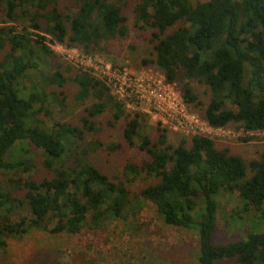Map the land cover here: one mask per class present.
<instances>
[{
	"label": "trees",
	"instance_id": "obj_1",
	"mask_svg": "<svg viewBox=\"0 0 264 264\" xmlns=\"http://www.w3.org/2000/svg\"><path fill=\"white\" fill-rule=\"evenodd\" d=\"M62 1L0 0V172L11 175L0 186V252L8 239L31 230L73 235L149 202L163 224L196 233L197 264H264V147L258 159L246 162L203 134L176 144L164 128H157L155 140L140 134L146 115L128 114L88 70L79 67L68 77V68L50 64L49 44L89 56L125 37L123 3L69 0L75 7L61 10ZM133 15L140 28L152 29L151 50L140 65L161 73L190 111L213 129L264 132V0H136ZM27 77L29 87L23 84ZM68 81L78 87L76 102L91 101L80 125L49 119L47 108L62 106ZM106 111L111 126L125 119L123 139H138L147 155L123 168L125 178L152 179L136 193L127 179L109 178L86 157L102 147L85 135L96 133L94 119ZM20 143L41 151L50 177L35 181L31 160L7 159ZM233 193L241 204L238 218L254 211L262 230L213 243L220 198Z\"/></svg>",
	"mask_w": 264,
	"mask_h": 264
},
{
	"label": "rangeland",
	"instance_id": "obj_2",
	"mask_svg": "<svg viewBox=\"0 0 264 264\" xmlns=\"http://www.w3.org/2000/svg\"><path fill=\"white\" fill-rule=\"evenodd\" d=\"M120 1L123 3L127 18L126 36L110 40L105 46L103 45L99 53L89 56L92 60H101L135 74L146 71V73L162 75L158 71L145 69L140 65L151 50L149 39L152 29L149 27L142 29L135 23L133 8L136 0ZM75 4L76 2L64 0L60 3V9L75 7ZM41 23L43 24L42 20ZM49 46L54 52L50 64L55 68L62 67L63 71L68 68L70 70L66 71L68 77L73 75L75 69L81 67L80 64H86L80 56L87 55H82L78 50L69 49L67 53L62 46L56 44ZM2 55L3 51H0V59ZM41 72L43 75L46 74V68L42 67ZM35 77L40 78L41 75L36 74ZM23 84L29 87L31 78H25ZM171 87L176 91L172 85ZM195 88L199 94L204 90L200 86ZM77 90L78 87L74 82L66 83L63 88L62 106L51 104L47 108L50 112L49 119L80 125L79 119L84 115L83 110L91 101L76 102ZM125 109L128 114H132L131 109ZM186 109L198 116L187 106ZM146 117L147 122L141 125L140 134L147 135L151 140L156 139L157 128L169 131L166 134L172 144H176L182 137L188 138L182 131H174L161 124L156 117ZM94 121L96 133L85 136L95 138L102 143V147L88 150L86 155L88 160L109 178L114 177L123 181L127 179L126 184L131 192L136 193L151 183L152 179L142 174L130 175L127 178L122 174L127 164L139 165L147 159V155L138 148L140 143L138 139H134L132 144L123 139L125 119H120L111 126L109 125L111 113L106 111ZM199 128L200 133L208 135L218 147L226 148L231 154L238 155L246 162L258 159L264 147L262 132L246 134L234 128L211 129L204 122ZM244 139L247 140L243 141ZM82 148H86V145H82ZM7 159L31 160L34 165L32 174L35 181L51 176L43 166L41 151L29 144H17L13 152L8 154ZM10 178V174L5 175L0 172V186H6ZM219 205L212 235L213 243L242 240L248 233L262 230V224L258 223L260 222L258 214L254 211L242 213L238 218L236 214L239 213L241 204L237 193L225 194L220 198ZM15 211L19 215L24 214L23 209ZM197 250V235L194 231L163 224L157 217L155 207L149 202H144L140 209L129 211L123 217L108 219L98 228L85 227L77 234H50L31 230L22 237L10 238L4 250L0 252V264H197ZM216 264L234 263L223 260Z\"/></svg>",
	"mask_w": 264,
	"mask_h": 264
},
{
	"label": "built area",
	"instance_id": "obj_3",
	"mask_svg": "<svg viewBox=\"0 0 264 264\" xmlns=\"http://www.w3.org/2000/svg\"><path fill=\"white\" fill-rule=\"evenodd\" d=\"M65 49L69 53V49ZM80 57L86 62L85 65L80 64V68L88 70L96 79L102 81L117 100L123 102L125 107L133 112L154 116L161 124L174 131L180 130L187 137L203 134L199 130L203 122L208 126L199 116L186 109L179 93L173 90L162 75L158 76L146 71L135 74L101 60H92L90 56Z\"/></svg>",
	"mask_w": 264,
	"mask_h": 264
}]
</instances>
